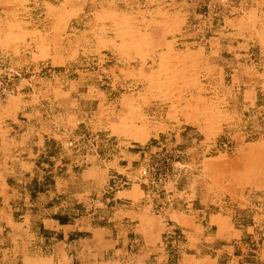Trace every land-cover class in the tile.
I'll list each match as a JSON object with an SVG mask.
<instances>
[{
    "label": "rangeland",
    "instance_id": "1",
    "mask_svg": "<svg viewBox=\"0 0 264 264\" xmlns=\"http://www.w3.org/2000/svg\"><path fill=\"white\" fill-rule=\"evenodd\" d=\"M208 1L0 0V264H264V0Z\"/></svg>",
    "mask_w": 264,
    "mask_h": 264
},
{
    "label": "crops",
    "instance_id": "2",
    "mask_svg": "<svg viewBox=\"0 0 264 264\" xmlns=\"http://www.w3.org/2000/svg\"><path fill=\"white\" fill-rule=\"evenodd\" d=\"M235 30V29H234ZM233 31H231L230 33H232ZM242 43V42H241ZM238 42L234 39H230L228 42H226V44H224L223 47L225 48H235L237 47ZM247 45H254L253 43L247 44ZM235 52L239 53L238 49H234ZM235 52H231L232 58H229V61L231 62V66L229 67H224L223 68V72H225V69L228 70L227 75L229 76V78H231L232 83L230 84V88L232 89H236L239 88L240 89V94H248L250 95V97L253 95V98L251 97L250 99L247 98L245 99V105L247 106L251 100H255V95L259 94V96H261V100L262 102H264V78L259 80V79H255L257 76H264V56L262 58H258L257 61H253V60H236L234 57V54L236 55ZM260 48L258 47L257 49V54L258 55H262ZM225 59H221V61ZM244 68H249L250 72L249 73H243L242 71L244 70ZM241 86V87H240ZM251 92V93H249ZM260 108L264 109V104H261L259 106ZM136 192V191H134ZM160 228V224H157L156 228L157 229ZM155 232H157L158 230H154Z\"/></svg>",
    "mask_w": 264,
    "mask_h": 264
},
{
    "label": "built area",
    "instance_id": "3",
    "mask_svg": "<svg viewBox=\"0 0 264 264\" xmlns=\"http://www.w3.org/2000/svg\"><path fill=\"white\" fill-rule=\"evenodd\" d=\"M226 1L227 0H215L214 1H208V5H206L208 7L209 12L211 11L212 14H215L216 12L219 11V8H223L226 6ZM15 70H13L12 68L4 65L1 60H0V93H3V91L5 90V88H7L8 90H5V93H9L11 92L12 86L11 83L13 82V77L15 75ZM9 84V85H8ZM66 144L73 146L74 142L72 140L66 142ZM139 176H141L142 178L147 177V170L145 168L140 170V174ZM121 185H127L129 183L128 179H122L121 180Z\"/></svg>",
    "mask_w": 264,
    "mask_h": 264
},
{
    "label": "bare ground",
    "instance_id": "4",
    "mask_svg": "<svg viewBox=\"0 0 264 264\" xmlns=\"http://www.w3.org/2000/svg\"><path fill=\"white\" fill-rule=\"evenodd\" d=\"M128 52H129V51H128ZM117 127H118V126H116V127H113V128H115V129H116ZM125 128H126V127H125ZM117 129L119 130V128H117ZM120 130H121V129H120ZM115 131H117V130H115ZM121 131H122V130H121ZM124 132H125V129H124Z\"/></svg>",
    "mask_w": 264,
    "mask_h": 264
}]
</instances>
